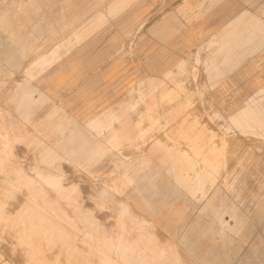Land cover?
Returning <instances> with one entry per match:
<instances>
[{
    "label": "rangeland",
    "instance_id": "1",
    "mask_svg": "<svg viewBox=\"0 0 264 264\" xmlns=\"http://www.w3.org/2000/svg\"><path fill=\"white\" fill-rule=\"evenodd\" d=\"M263 5L68 0L54 12L0 0V264H145V253L152 264H264ZM33 160L54 178L64 166L65 188ZM151 170L191 178L197 194L160 195L142 179ZM137 181L161 208L156 226L127 203L141 199ZM207 188L222 191L218 217Z\"/></svg>",
    "mask_w": 264,
    "mask_h": 264
},
{
    "label": "crops",
    "instance_id": "2",
    "mask_svg": "<svg viewBox=\"0 0 264 264\" xmlns=\"http://www.w3.org/2000/svg\"><path fill=\"white\" fill-rule=\"evenodd\" d=\"M41 3V6L45 8L44 10H49L50 11H66L68 10V0H37ZM59 3L63 7L56 8V3ZM264 6V5H263ZM257 10H264V8H257ZM115 62L110 63L106 68L104 73L108 74V69H110V73H112L113 69L115 68ZM107 69V70H106ZM117 73V72H115ZM150 178L151 180L154 181L153 188L160 194L162 195L163 193L167 192L168 190H174L177 192H185L189 196L196 195V189H194L191 186V178L189 177H183V180L181 181V184L179 185L178 182L174 180L171 176L168 174L164 173L162 170H151L149 173L145 174L142 179ZM136 190L138 191V195L140 196V200L134 202V203H129L127 202L130 207L136 212H142V215L145 216L154 226H156L161 220L160 217V212L161 208H156L154 205L151 204V202L147 199L148 196L152 194V188L145 183H142L141 181H137L134 184ZM212 191V194L208 200V202L205 205V209L209 210L215 217L219 216V214L222 212V209L225 207L223 203H219L218 199L222 198V191L220 188L216 189H210L207 188L205 191L202 193H206V191ZM198 191V190H197ZM156 215V220L152 219L150 216H155ZM221 223V221L219 220ZM168 230H173L176 227V222L174 220H170L165 223ZM222 224V223H221ZM223 228V226H222ZM169 245V244H168ZM182 260V258H181ZM184 263V261L182 260ZM185 264V263H184Z\"/></svg>",
    "mask_w": 264,
    "mask_h": 264
},
{
    "label": "bare ground",
    "instance_id": "3",
    "mask_svg": "<svg viewBox=\"0 0 264 264\" xmlns=\"http://www.w3.org/2000/svg\"><path fill=\"white\" fill-rule=\"evenodd\" d=\"M122 21H123V20H122ZM217 47H218V46H217ZM95 48H96V47H95ZM109 48H110V47H109ZM74 50H75V49H73V51H74ZM79 51H80V50H79ZM68 54H70V53H68ZM54 55H55V54H54ZM72 55L75 56L76 53H72ZM72 55H71V56H72ZM55 56H56V55H55ZM50 59H51V58H50ZM50 61H51V60H49V61H47V62H50ZM185 65H186V64H185ZM187 68H188V67H187ZM50 69H51V68H50ZM44 70H45V69H44ZM44 70H42V71H44ZM57 70H58V69H57ZM45 71H46V70H45ZM50 74H51V73H50ZM44 76H45V75H44ZM46 78H47V77H46ZM52 82H53V81H52ZM56 82H57V81H56ZM57 83H58V82H57ZM48 84H49V82H48ZM55 84H56V83H55ZM96 86H97V85H96ZM158 94H159V93H158ZM169 96H170V95H169ZM132 114H133V113H132ZM88 117H89V116L85 117V119H84L83 121L85 122L86 125H88V126L90 127V129H93V130H94V129H97V128H100V127H101L102 122H100V121L97 120V119H89ZM186 124H187V123H186ZM117 126H118V125H117ZM0 127H1V126H0ZM44 128H45V127H44ZM100 130H101V129H100ZM10 132H11V131H10ZM172 132H173V131H172ZM172 132H171V133H172ZM14 135H15V134H14ZM115 136H116V135H115ZM19 137H20V136H19ZM21 138H22V137H21ZM21 138H20V139H21ZM175 138H176V137H175ZM14 139H15V137H14ZM17 139H18V138H17ZM21 140H22V139H21ZM62 140H63V139H62ZM22 141H23V140H22ZM20 142H21V141H20ZM68 142H69V141H68ZM2 144H3V143H2ZM69 144H70V143H69ZM5 145H8V146H9V144H7V143H5ZM67 145H68V144H67ZM11 146H12V145H11ZM3 147H4V144H3ZM127 147H128V146H127ZM6 148H8V147L6 146ZM61 148H62V147H61ZM4 150H5V149H4ZM5 151H6V150H5ZM8 151H9V150H8ZM69 151L71 152V150H69ZM7 153H8V152H7ZM14 154H15V153H14ZM2 156H3V155H0V177H1V178H3V170H4V169H3L4 167H2V166H3L2 163H4V162H2V161H3ZM5 156H6V155H5ZM68 156H69V155H68ZM33 161H34V160H33ZM31 163H32V162H31ZM34 163H35V164H34L35 167H34L33 169H34V170L36 169V171H38L37 174H38L39 176H40V175H45V176L48 178V182H50V183H52L53 185H55V187L65 188V186H66V184H65L66 182H65V181L67 180V179H66V175H67V174H66V170H65V167H64V166H59V167H58V170H59V172L61 173V176H62V177H60V178H54V177L52 176L53 174L51 173V170H47V169H46V170H39V168H38V166H37V164L39 163V161L36 160V161H34ZM40 164H41V163H40ZM53 164H54V163H53ZM29 165H30V164H29ZM233 165H234V164H233ZM25 166H26V165H25ZM47 166H48V165H47ZM15 167H16V165H15ZM15 167H14V168H15ZM32 167H33V165H32ZM48 167H49V166H48ZM53 167H54V166H53ZM49 168H50V167H49ZM66 169H67V168H66ZM70 170H71V169H70ZM5 171H6V170H5ZM13 172H14V171H13ZM5 173H6V172H5ZM71 173H72V172H71ZM71 173H70V175H71ZM16 174H17V173H16ZM8 176H9V175H8ZM71 176H73V175H71ZM5 179H6V176H5ZM15 179L17 180V178H15ZM15 179H14V180H15ZM68 179H69V177H68ZM71 179H72V178H71ZM11 180H13V179H11ZM16 180H15V181H16ZM22 180H23V178H22ZM27 180L30 181L29 179H27ZM6 181H7V180H6ZM9 182H10V181H9ZM16 182H17V181H16ZM16 182H15V183H16ZM31 182L34 183V179H32ZM31 182H30V184H31ZM68 182H69V181H68ZM69 183H70V182H69ZM12 184H13V183H12ZM12 184H11V185H12ZM19 184H20V186H19ZM22 184H23V183H22ZM12 186H16V185L13 184ZM17 186H19V188L22 186V185H21V179H20V182L17 184ZM67 186H68L69 188H73L74 185L70 183V184H68ZM27 187H28V186H27ZM19 188H18V189H19ZM10 189H11V188H10ZM12 189H14V188H12ZM27 189H28V188H27ZM20 190H21V191H25L22 187L19 189V191H20ZM65 190H66V189H65ZM68 190H69V189H68ZM71 190H72V189H71ZM86 191H88V190H86ZM39 192H40V191H39ZM12 193H13V192H12ZM23 193H24V192H23ZM25 193H27V192H25ZM30 193H31V192H30ZM32 193H34V192H32ZM85 193H86V192H85ZM88 193H90V192H88ZM66 194H68V193H66ZM91 194H92V193H91ZM26 195H27V194H26ZM29 195H30V194H29ZM106 195H107V194H106ZM29 197H30V196H29ZM37 197H38V196H37ZM91 198H92V197H91ZM32 199H33V198H32ZM85 200H86V199H85ZM24 201H25V200H24ZM88 201H89V199H88ZM88 201H85V202H88ZM13 202H15V201H13ZM13 202H12V203H13ZM25 202H26V201H25ZM25 202H24V203H25ZM12 203H11V204H12ZM78 203H79V201L76 199V201L72 204V206L78 208V207H79ZM9 204H10V203H9ZM11 204H10V205H11ZM70 204H71V203H70ZM7 206H8V205H7ZM72 206H71V207H72ZM53 207H54V206H53ZM6 208H9V207H4L3 210L6 209ZM88 209H89V208H88ZM88 209L85 208L83 211H84L85 213H88V212H89ZM128 209H129V208H128ZM6 210H7V209H6ZM16 210H17V209H16ZM31 210H32V209H31ZM18 211H19V210H18ZM128 211H129V210H128ZM58 213H59V212H58ZM95 213H96V212H95ZM88 214H89V213H88ZM91 214H94V213H91ZM108 214H109V213H108ZM114 214H115V213H114ZM16 215H17V214H16ZM112 215H113V214H111V216H112ZM100 216H101V215H100ZM102 216H104V215H102ZM117 216H118V215H117ZM26 217H27V216H26ZM58 217H59V216H58ZM63 217H64V216H63ZM83 217H84V216H83ZM113 217H114V216H113ZM29 218H30V216H29ZM29 218H28V219H29ZM94 218H95V217H94ZM101 218H102V217H101ZM128 218H129V217H128ZM6 219H7V218H6ZM26 219H27V218H26ZM61 219H62V218H61ZM95 219H96V218H95ZM129 219H130V218H129ZM126 220H127V218H126ZM14 221H15V220H14ZM53 221H54V220H53ZM65 221H66V220H65ZM8 222H9V221H8ZM31 222H32V221H31ZM83 222H84V221H83ZM127 222H128V221H127ZM55 223H56V222H55ZM79 223H80V222H79ZM119 223H120V221H119ZM41 224H43V223H41ZM56 224H57V223H56ZM66 224H67V223H66ZM84 224H85V223H84ZM113 224H114V223H113ZM67 225H68V224H67ZM114 225H115V224H114ZM128 225H129V224H128ZM71 226H72V225H71ZM96 226H97V225H96ZM115 226H116V225H115ZM119 226H120V225H119ZM126 226H127V225H126ZM32 227H33V226H32ZM60 227H62V226H60ZM99 227H100V225H99ZM99 227H98L97 229H95V230H98V232H99ZM117 227H118V226H117ZM121 227H122V226H121ZM121 227H120V228H121ZM34 229H35V228H34ZM100 229H102V228H100ZM31 230H32V229H31ZM41 230H43V229H41ZM44 230H45V229H44ZM48 231H49V230H48ZM51 231H52V230H51ZM79 232H80V231H79ZM96 232H97V231H96ZM119 232H120V233H119ZM119 232H118V233L121 235L122 231H119ZM126 232H127V231H126ZM126 232H125V233H126ZM88 233H89V232H88ZM144 233H145V232H144ZM146 233H147V232H146ZM146 233H145V234H146ZM29 234H30V232H29ZM55 234H56V233H55ZM85 234H86V233H85ZM137 234H138V233H137ZM139 234H140V233H139ZM30 235H31V234H30ZM72 235H73V234H72ZM86 235H88V234H86ZM120 235H119V236H120ZM141 235H142V234H140L139 236L141 237ZM53 236H54V235H53ZM83 236H84V235H83ZM97 236H98V235H97ZM143 236H144V235H143ZM122 237H125V236H122ZM154 237H155V236H154ZM154 237L152 238V240H149V241H153V244H152V245H154V243H158V242L160 241L159 238H154ZM47 238H48V237H47ZM51 238H52V237H51ZM58 238H59V237H58ZM92 238H93V237H92ZM102 238H103V237H102ZM104 238H105V237H104ZM145 238H146V237H145ZM148 238H149V237H148ZM148 238H147V239H148ZM55 239H56V238H55ZM105 239H106V238H105ZM105 239H104V241H105ZM124 239H125V238H124ZM135 239H137V238H135ZM139 239H140V238L137 239V240H138V244H139V241H140ZM59 240H60V239H59ZM77 240H78V239H77ZM94 240H95V239H94ZM99 240H101V239H99ZM108 240H109V239H108ZM108 240L106 241V243H105V242H104V243L107 244V243H108ZM101 241H102V240H101ZM114 241H115V240H114ZM131 241H132V240H131ZM131 241H130V239H127V241H126V243H125L126 246L123 248V251H125L126 253H128V252H127V251H129L128 249L131 248V247H130V246H131V245H130V244H131ZM144 241H145V240H144ZM96 242H97V241H96ZM102 242H103V241H102ZM109 242H110V241H109ZM135 242H136V241H135ZM98 243H99V242H98ZM98 243H97V244H98ZM136 243H137V242H136ZM101 244H102V243H101ZM105 244H104V245L102 244V245L105 247V246H106ZM108 244H109V243H108ZM108 244H107V245H108ZM123 244H124V243H123ZM143 244H144V243H143ZM95 245H96V243H95ZM112 245H113V244H112ZM112 245H110V246H112ZM141 245H142V244H141ZM48 246H49V245H48ZM99 246H100V245H99ZM114 246H115V245H114ZM114 246H113V247H114ZM142 246H143V245H142ZM142 246H141V247H142ZM137 247H138V246H137ZM153 247H154V246H153ZM156 247L158 248V246H155L154 248H156ZM94 248H95V247H94ZM100 248H101V247H100ZM109 248H111L112 251H113V248H112V247H109ZM109 248H108V250H109ZM119 248H120V246H119ZM119 248L117 249V247H116V250H117L118 254H121V253L119 252ZM143 248H144V247H143ZM159 248H160V247H159ZM162 248H163V247H162ZM120 249H121V248H120ZM136 249H137V248H136ZM136 249H135V251H137ZM139 249H140V248H139ZM116 250H115V252H116ZM152 250H153V248H149V252L152 251ZM160 250H161V249H160ZM78 251H79V250H78ZM106 251H107V250H106ZM121 251H122V249H121ZM141 251H142V250H141ZM109 252H111V251L109 250ZM125 252H124V253H125ZM168 252H169V251H168ZM35 253H36V252H35ZM133 253H134V251H133ZM112 254H113V252L111 253V255H112ZM130 254H131V253H130ZM153 254H155V253L153 252ZM158 254H160V253H158ZM158 254H157V255H158ZM172 254H173V253H172ZM175 254H176V253H175ZM125 255H126V254H125ZM161 255H162V254H161ZM161 255H160V257H161ZM163 255H164V254H163ZM166 255H167V254H166ZM177 255H178V254H177ZM34 256H35V255H34ZM94 256L97 257V254H95ZM99 256H100V255H99ZM99 256H98L97 258H100ZM113 256H115V255H113ZM123 256H124V255H123ZM128 256H129V254H128ZM151 256H152V255H151ZM38 257H39V256H38ZM115 257H116V256H115ZM130 257H131V256H130ZM164 257H165V256H164ZM178 257H179V256H178ZM26 258H27V257H26ZM86 258H87V257H86ZM138 258H139V257H138ZM150 258H151L150 255H148L147 253H145V254H144V260H143V259H142V260L144 261L145 264H152V262H150V261H152ZM156 258H158V257L156 256ZM37 259H38V258H37ZM117 259H118V257H117ZM124 259H125V258H124ZM127 259H128V257H127ZM178 259H179V258H178ZM34 260H35V259H34ZM137 260H138V259H137ZM155 260H156V259H155ZM112 262H113V261H112ZM34 263H35V262H34ZM108 263H109V262H108ZM117 263H118V262H117ZM122 263H123V262H122ZM155 263H156V262H155ZM160 263H161V262H160ZM124 264H125V263H124ZM126 264H127V263H126ZM137 264H138V263H137ZM141 264H143V262H142ZM167 264H168V263H167Z\"/></svg>",
    "mask_w": 264,
    "mask_h": 264
}]
</instances>
